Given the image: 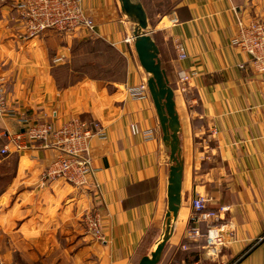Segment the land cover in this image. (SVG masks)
I'll return each instance as SVG.
<instances>
[{"label":"crops","instance_id":"obj_1","mask_svg":"<svg viewBox=\"0 0 264 264\" xmlns=\"http://www.w3.org/2000/svg\"><path fill=\"white\" fill-rule=\"evenodd\" d=\"M18 1L0 0V78L10 111L0 117V149L22 119L60 126L78 117L100 125L104 138L90 142L94 172L83 187L43 182L52 149L0 154V264H137L162 228L169 152L150 96L127 93L147 79L132 24L117 0H81L93 32L25 39ZM139 1L146 15L145 3L167 7L149 29L174 93L183 163L181 206L158 264H264V74L232 45L238 20L264 23V0ZM179 69L195 73L184 94ZM198 196L219 211L218 252L186 239ZM88 213L99 215L101 238L87 233Z\"/></svg>","mask_w":264,"mask_h":264},{"label":"built area","instance_id":"obj_2","mask_svg":"<svg viewBox=\"0 0 264 264\" xmlns=\"http://www.w3.org/2000/svg\"><path fill=\"white\" fill-rule=\"evenodd\" d=\"M13 10L16 22L20 25L21 36L25 39L34 38L46 31L72 34L81 31L91 33L94 29L93 21L84 12L81 0H19ZM236 27L232 45L249 58L250 64L258 73L264 74V23L256 19L248 22L238 20ZM175 52L179 61L186 58L181 43H176ZM63 58L64 56H58L54 62L58 63ZM240 68L244 66L241 65ZM176 76L179 90L184 94L195 73L179 69ZM127 93L137 100L149 98L145 82L137 87L127 88ZM4 115H10V111L0 78V117ZM20 124V131L6 135L7 143L0 149L1 155L8 154L9 147L15 153H22L33 146L52 149L57 155L42 173L43 182L61 180L75 187L87 185L86 175H93L94 172L90 142L94 138H104L100 125L90 124L78 117L70 118L60 126L46 121L31 122L28 119H22ZM132 129L134 131L136 127L133 126ZM93 187L96 189L97 185L93 184ZM207 203L202 196L191 201L192 212L186 239L192 242L203 239L206 248L218 252L225 242L222 227L216 225L219 211L210 209ZM84 225L87 233L101 238V223L97 213L86 214ZM189 264L200 263L195 261Z\"/></svg>","mask_w":264,"mask_h":264},{"label":"water","instance_id":"obj_3","mask_svg":"<svg viewBox=\"0 0 264 264\" xmlns=\"http://www.w3.org/2000/svg\"><path fill=\"white\" fill-rule=\"evenodd\" d=\"M125 19L132 24L131 40L139 66L147 76L146 85L152 101L162 142L169 152V173L166 186V211L160 233L147 254L137 264H158L174 229L181 206L183 163L178 134L180 122L174 93L158 57V49L150 35L146 12L139 0H117Z\"/></svg>","mask_w":264,"mask_h":264},{"label":"rangeland","instance_id":"obj_4","mask_svg":"<svg viewBox=\"0 0 264 264\" xmlns=\"http://www.w3.org/2000/svg\"><path fill=\"white\" fill-rule=\"evenodd\" d=\"M144 2H146V1H144ZM145 4H146L148 14H149V15H147L148 24L151 26H154L155 21H156L157 12H166L167 7L166 8L165 7L158 8V6H156L154 3H145Z\"/></svg>","mask_w":264,"mask_h":264}]
</instances>
